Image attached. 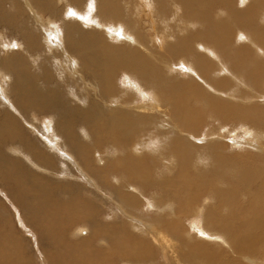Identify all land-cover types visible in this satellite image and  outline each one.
<instances>
[{
	"label": "bare ground",
	"instance_id": "6f19581e",
	"mask_svg": "<svg viewBox=\"0 0 264 264\" xmlns=\"http://www.w3.org/2000/svg\"><path fill=\"white\" fill-rule=\"evenodd\" d=\"M261 11L264 0H0V264L30 260L6 199L47 246L43 264H264ZM148 155L163 163L159 197L146 194ZM104 193L109 211L94 204Z\"/></svg>",
	"mask_w": 264,
	"mask_h": 264
},
{
	"label": "rangeland",
	"instance_id": "374dc122",
	"mask_svg": "<svg viewBox=\"0 0 264 264\" xmlns=\"http://www.w3.org/2000/svg\"><path fill=\"white\" fill-rule=\"evenodd\" d=\"M240 3V2H239ZM264 11H261V12H259L258 14H257V16H256V23L257 24H259V26L261 27V29L264 31V13H263ZM263 18V19H262ZM261 22V23H260ZM238 41L240 42L241 40L240 39H238ZM181 66L180 65H178L177 66V68H175V69H177V70H179V69H182V68H180ZM175 69H169V72H171L172 73V71L174 72V70ZM125 74H122V79H125ZM264 94V93H263ZM262 94V95H263ZM261 97V96H260ZM263 97H264V95H263ZM259 99V103H261V104H263L262 103V100H263V98H258ZM261 100V101H260ZM27 119V118H26ZM28 120V119H27ZM21 121H22V119H21ZM24 122V124L26 125L27 124V122L26 121H23ZM27 126H29L28 124H27ZM156 127L158 128H156L157 130H161V124L160 123H157L156 124ZM207 127H205V129L204 128H201L200 130H199V133H198V135L196 136V140L199 142V144L200 145H203L204 144V141H206L205 139H204V137H207L208 138V136H206L207 135V133H208V130L206 129ZM203 129V130H202ZM205 130H207V133H205ZM151 131H153V130H151ZM202 131V132H201ZM237 132H239L238 134H241L242 133V131H240V130H238ZM205 133V134H204ZM142 134V135H141ZM140 134V137L139 138H137V141L135 142L136 144H140V146L142 147V144H143V149H148V151H149V153L151 152V156H155L154 155V153H153V151L155 150L154 148V146H152L151 144L149 145V143H147V146H146V135H143L144 133H141ZM234 134V133H233ZM40 135V134H39ZM149 135V133H147V136ZM200 135H202V136H200ZM204 135V136H203ZM150 136V135H149ZM202 137V138H201ZM238 137H239V139H242V138H244V139H242L243 140V142L247 139L244 135H238ZM240 137H242V138H240ZM198 138H200V139H198ZM206 138V139H207ZM232 138H234V137H229V139L230 140H232ZM203 140V141H202ZM42 141H43V139H42ZM143 141V142H142ZM230 142V141H229ZM134 143V145L136 146V144ZM145 145V146H144ZM149 146H150V148H149ZM151 146H152V148L153 149H151ZM134 149V148H133ZM146 149V150H147ZM151 149V150H150ZM145 150V152H147ZM153 150V151H152ZM147 154H148V152H147ZM57 156H59L60 157V155H57ZM149 156V155H148ZM151 156H149V158L147 157V162H148V164H149V166L151 167V169H152V171L154 172H152V175H154V176H152L151 177V179L153 180V182L155 183L154 185H155V187H154V185H153V187H154V190L151 192V191H149L148 192V190L146 191V194H147V196H150V194H153V193H155L156 194V192H157V194H156V196L157 197H159L160 196V194H161V188H160V186H159V182H158V180L160 181V176L162 177V175H161V171H159L161 168H160V164H163L161 161H160V158L158 159V158H156V162L153 160V159H151L152 157ZM241 156H242V158L244 159V161H247L250 165H252V166H254V165H257V164H259V158L256 156V155H249V154H241ZM160 162H159V161ZM151 164V165H150ZM157 165H158V167H157ZM154 166H156L155 168H154ZM157 168V169H156ZM155 169V170H154ZM157 170V171H156ZM157 172V173H156ZM155 175H158L157 177L155 176ZM156 178V179H155ZM159 178V179H158ZM86 185V187L88 186V184H85ZM88 188V187H87ZM160 188V189H159ZM0 189L2 190V188H1V186H0ZM90 189V188H89ZM3 191V190H2ZM155 191V192H154ZM160 191V192H159ZM57 192V191H56ZM1 193V192H0ZM63 192H59V193H57L58 194V196H59V198H61L62 197V199L64 200V201H67L69 198H71L72 196H74L73 194H74V192H72L73 194H65V193H63ZM150 193V194H149ZM5 194H6V196L9 198V200H11V202H12V199L9 197V195L5 192ZM145 194V195H146ZM159 194V195H158ZM71 195V196H70ZM84 195L87 197V198H90L92 201H93V197L91 196V195H89L90 197H88V194L87 193H84ZM2 196V194H0V197ZM2 197H4V196H2ZM68 198V199H67ZM78 198L79 199H81L80 198V196H79V194H78ZM106 198H108V194L107 193H104V195H103V198L101 197V199H102V202H98V201H94V204H96V206L97 207H100V209H102V210H107V211H109V209L108 208H105V206H104V208H103V202L105 203V199ZM62 199H60V200H62ZM67 199V200H66ZM205 198H202V201L204 200ZM4 204H5V209L7 210L8 208V213L9 212H11V213H9V214H12L13 215V217L15 218V227H16V229L18 228V230H21L22 229V231L20 232V231H18V235H19V237L22 239V237H23V235L25 236V237H23V239H22V242H23V245H24V247H25V255L27 254V253H29L30 255H28L27 254V257H28V259H27V257H26V260L28 261L29 259V261H31V262H27L26 264H43V259H42V257L41 256H43V258L45 259V261L46 262H48L49 261V263H51V261H52V259H50L51 257H52V255L51 254H49L48 255V253H47V255H45L44 253H45V249H47V246H45V248H43L44 247V245L45 244H41L40 242H38V239H37V237H36V240H37V243H36V241H35V233L32 231V229H30L31 230V232L29 231V232H26V230L24 229V227H22L23 226V224L20 222V221H18V220H20L19 218H18V213H19V211H18V213H16V210H15V208H14V206H13V204H14V202H12V203H10V204H8L9 202L7 201V199L6 200H4V202H3ZM106 203H109V204H111V202L110 201H106ZM8 205V206H7ZM11 208V209H10ZM99 209V210H100ZM6 211V212H7ZM12 211H14V212H12ZM137 211V210H136ZM135 211V212H136ZM139 211V210H138ZM137 211V213H139ZM191 212V213H190ZM192 210H190L189 212H188V214H192ZM17 214V215H16ZM20 214V213H19ZM16 215V216H15ZM18 219H17V218ZM133 217H135V216H133ZM97 218L99 219V220H102V221H105V219H103L104 217L101 215V214H98V216H97ZM195 218V219H194ZM132 219V221H137L136 220V218H131ZM193 222L190 220V219H184V222L186 223V224H188V225H192V223L193 224H195V225H199L198 223H200L201 222V213L199 212V213H197V215L196 216H194L193 218ZM85 220H83V219H81V224L80 225H85ZM190 223V224H189ZM20 224H22V225H20ZM26 224V223H25ZM70 225V227H68V232H69V235L72 237V235H71V233L74 231V226L73 225H71V224H69ZM88 225H90V224H88ZM92 226V225H91ZM20 228V229H19ZM195 228H198V226H196ZM192 230V229H191ZM24 234H23V233ZM26 233V234H25ZM28 233V234H27ZM21 234V235H20ZM82 236H84V235H82ZM29 237H32V239H29ZM95 239H97V240H95ZM94 241V242H93ZM102 241V242H101ZM105 241V242H104ZM26 242V243H25ZM33 242V243H32ZM98 242V243H97ZM25 243V244H24ZM89 243H92L93 245H96V247H104V245L102 244V243H106V239L105 238H99V237H97V236H95V237H93L92 239H91V241L89 240ZM55 243H52V244H49V250L50 249H52V247H54L53 245H54ZM102 244V245H101ZM37 247V248H36ZM39 251H40V253L42 254V255H40L39 254ZM27 252V253H26ZM32 253V254H31ZM46 256H47V258H48V261H47V259H46ZM49 256H50V258H49ZM113 261V260H112ZM114 262V261H113ZM112 262V263H113Z\"/></svg>",
	"mask_w": 264,
	"mask_h": 264
}]
</instances>
